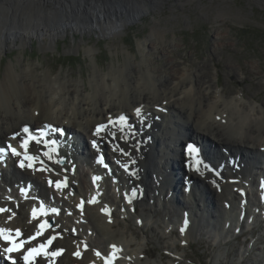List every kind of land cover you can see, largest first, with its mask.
<instances>
[{
	"label": "bare ground",
	"instance_id": "1",
	"mask_svg": "<svg viewBox=\"0 0 264 264\" xmlns=\"http://www.w3.org/2000/svg\"><path fill=\"white\" fill-rule=\"evenodd\" d=\"M163 1L0 0V52L25 47L34 39L42 49L54 50L68 34L115 38ZM165 35L155 23L149 39L138 44L139 59L122 49L124 62L107 72L92 70L87 86L69 72L41 71L40 63H24L22 56L16 62L9 60L0 77V145L15 148L18 154L7 151L6 162L0 160V209H4L0 229L30 246L55 237L49 255L32 264H103L108 254L115 255L113 264H164L162 258L147 256L149 231L158 234L171 257L179 260L178 245L188 246L204 232L216 242L218 260L225 257L220 240L264 228V107L240 94L231 97L202 67L178 68L172 58L162 72L146 49L159 50L162 56L172 54L179 45L166 42ZM150 39L154 42L147 44ZM85 52L94 61V47ZM215 113H220V123L232 121L236 129H214L210 120ZM121 116L126 120H119ZM99 124L105 127L96 134ZM24 127L47 130L50 139L54 129L68 135L60 148L46 147L40 137L24 144ZM193 137L199 144H212L217 167L225 162L219 177L204 169L193 171L187 152L177 157L178 146ZM27 155L33 159L31 167L23 161L24 166L17 168L16 162ZM100 156L108 160L111 174L100 166ZM239 156L240 164L231 166ZM59 157L65 158L64 166L57 163ZM178 158L183 165L189 163L188 168L183 166L184 180L179 178L183 172ZM173 180L177 183L172 186ZM21 188L28 192L21 193ZM39 201L60 208V213L54 216L47 210L44 216H36L32 207ZM81 202L85 203L82 212L77 210ZM50 218L53 226L40 233L39 221ZM4 249L0 242L4 261L21 264L18 254ZM59 249L64 250L60 255H51ZM250 249L243 248L240 258ZM77 251L79 257L74 255ZM263 253L264 247L259 256Z\"/></svg>",
	"mask_w": 264,
	"mask_h": 264
},
{
	"label": "rangeland",
	"instance_id": "2",
	"mask_svg": "<svg viewBox=\"0 0 264 264\" xmlns=\"http://www.w3.org/2000/svg\"><path fill=\"white\" fill-rule=\"evenodd\" d=\"M163 3L140 21L127 26L124 34L115 38H103L97 34L82 38L81 35L73 37L68 34L57 41L54 50L42 49L34 39L25 47H12L4 54L0 52V77L9 60L16 62L22 56L24 63H40L38 68L41 71L50 69L54 74L69 72L72 79L82 78L87 86L92 70L107 72L124 62L122 49H127L139 59L138 44L149 39L152 26L158 23L159 28L166 32L165 41L173 40L179 45L167 56H162L159 50L146 49L151 51L149 58L155 61L157 67H163L162 72L166 71V62L172 58L176 59L178 68L184 65L192 70L202 67L207 77L214 76L213 83L224 87L231 97L240 94L264 107V0H164ZM153 42L150 39L147 44ZM217 43L226 45L215 47ZM90 46L96 50V66L85 52V48ZM15 68L20 70L16 65ZM218 114H213L210 120L214 129L226 130L228 126L236 129L232 121L227 120L225 125L220 123ZM206 177L208 181L211 178ZM159 219L162 220L160 215ZM129 225L127 227H133L131 223ZM263 229L261 226L253 229V233L245 232L226 241L220 240L225 257L218 260V246L204 232L196 240L189 241L188 246L178 245L182 256L179 260L171 257L158 234L149 231L147 243L150 252L147 256H152V260L162 258L164 264L171 261L179 264H264V253L259 256L264 247V239L261 238ZM136 233L139 238L140 233ZM248 247H251L249 252L240 258L242 249Z\"/></svg>",
	"mask_w": 264,
	"mask_h": 264
},
{
	"label": "snow or ice",
	"instance_id": "3",
	"mask_svg": "<svg viewBox=\"0 0 264 264\" xmlns=\"http://www.w3.org/2000/svg\"><path fill=\"white\" fill-rule=\"evenodd\" d=\"M135 111H136V115H137V117H140V115H141V109L137 108ZM118 119H119V120H125V117H124V116H121V117H119ZM104 127H105L104 125H99V126H97L96 134H99V133L101 132V130H102ZM23 131L27 133V132H28V128H24ZM57 131H59V132H61V134H63V130L58 129ZM25 143H27V141H25ZM53 143H54V142H53ZM92 146H93V147H96V142H95V141L92 142ZM10 147H11V146H10ZM191 147H192V146L190 145L189 148L191 149ZM0 151H2V150H0ZM11 151H12L13 155H17V154H18V153L16 152V149H15V148H12ZM29 159H30V158H29ZM23 166H24V165H23V162H21V167H23ZM29 166L31 167V165H29ZM97 179H99V177H93V180H94V181L97 180ZM49 183H51V181H50ZM55 184H56V187H57L58 190H59V189L61 188V186H62V182L59 181V180L56 181ZM89 202H92V201H89ZM2 211H4V209H0V212H2ZM53 211L55 212L56 209H53ZM184 223H185V224H188V221L185 220ZM41 227H43V225H42ZM6 231H8V230H6V229H0V235H3ZM180 231H181V232H184V228H181ZM17 235H19V230H17ZM4 239L8 240L9 238H8L7 236H4ZM54 239H55V237L50 238V239L48 240V244H51L52 241H53ZM20 246H21V245L12 244V247H6V248L4 249V251H5L6 253L15 252V251H18V250H19ZM113 247H115V246H113ZM44 248H45V245H41L39 249H36V248H30V249L28 250L27 255L24 256V260H25L26 262H30L31 259H32L35 255H39L40 252H41ZM63 251H64L63 249H59L58 251L51 253V255H52V256H58V255H60ZM46 254H47V253H46ZM74 255L77 256V257H79L81 254H80L79 251H77V252L74 253ZM97 255H99V253H97ZM9 259H10V257H9ZM12 264H15V261H13Z\"/></svg>",
	"mask_w": 264,
	"mask_h": 264
},
{
	"label": "water",
	"instance_id": "4",
	"mask_svg": "<svg viewBox=\"0 0 264 264\" xmlns=\"http://www.w3.org/2000/svg\"><path fill=\"white\" fill-rule=\"evenodd\" d=\"M59 164H60V165H64V161H63V160H60V161H59Z\"/></svg>",
	"mask_w": 264,
	"mask_h": 264
}]
</instances>
